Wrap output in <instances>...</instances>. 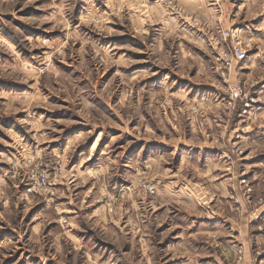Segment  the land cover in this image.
Segmentation results:
<instances>
[{"label": "rangeland", "instance_id": "rangeland-1", "mask_svg": "<svg viewBox=\"0 0 264 264\" xmlns=\"http://www.w3.org/2000/svg\"><path fill=\"white\" fill-rule=\"evenodd\" d=\"M260 162L264 0H0V264H264ZM36 163L52 198L25 192ZM218 164L254 216L247 235L211 218L225 200L202 177ZM177 181L203 219L179 214ZM105 201L125 214L105 218Z\"/></svg>", "mask_w": 264, "mask_h": 264}, {"label": "crops", "instance_id": "crops-1", "mask_svg": "<svg viewBox=\"0 0 264 264\" xmlns=\"http://www.w3.org/2000/svg\"><path fill=\"white\" fill-rule=\"evenodd\" d=\"M213 106H215V105H213ZM213 122H214L213 125H215V126H223L224 127V129H223L224 131L221 134L222 138H223V136L227 135V127L226 126H227L228 122L221 124L222 119L218 118V121H217L216 117L213 120ZM229 131H234V128H229ZM209 134L212 136L211 133H209ZM71 137H73V135ZM221 144H224V143H221ZM208 149L215 151L214 153H218L219 151H221V149L223 150L222 146H213V144L211 142H208ZM179 162L181 163L182 159H180ZM180 163H179V167H180ZM260 163L264 165V162H260ZM199 170L202 171L203 169H201V167H200ZM207 171H208V173L203 174V177H202V181L204 184L203 188L205 190L206 189L211 190L209 192L210 199L214 200L215 202H217V201L221 202V199L225 200L224 201V203H225L224 211L219 212L216 216H212L211 218H214L216 220H220L221 222H223L225 224H229L232 227H233V225L236 224V227L238 228L237 234H239V235L240 234L241 235L246 234L247 235V233H246L247 231H245L244 228H246V224H247L248 228L254 227V225H253L254 224L253 223L254 222L253 221L254 216H250L248 206L243 199L242 187H240V186L238 187L237 183L233 180V177L229 176V174L224 172V170L222 168V164H218L217 167L213 166V169H208ZM204 177L206 179H203ZM182 181H184V180L182 179ZM177 186H178L177 190H176L177 191V195H176L177 201H179V203L181 204V207L178 208L179 214H191L194 219H197V218H199V220L203 219L204 217H202L200 215H204V213H202V211H201L200 203H199L198 199L196 198V195L194 193H191L190 188H188V189L186 188V184L183 185V184L179 183V181H177ZM208 186H211L212 188H210ZM131 188H133V184L129 185V190H131ZM163 190L166 191L165 189H163ZM216 192L221 193V194L216 195ZM166 193H167V195L169 194L168 192H166ZM127 196L128 197L125 199V201L128 202V205H129L128 206V208L130 209L129 214H132L133 211H131V210H132V207H134V200L131 197V194H128ZM109 197H111V196H109ZM233 198L237 199L236 203L232 200ZM155 199L156 200H155L154 204L152 201H151L152 204L151 205L149 204L150 205L149 207L151 209V213H153L157 208L158 209H159V207L165 208L167 205L166 204V198L162 197V195L160 193V189L157 191V196L155 197ZM118 201H119V199L117 200V203H118ZM124 202H122V203H124ZM233 203L239 204V206H237V210L239 211V214L234 215ZM89 205H92V204L88 203L87 206H89ZM103 205H104L103 206L104 209H106L105 213H103L105 218L110 219V217H112L113 214H117V215L125 214L124 211H122V208H120V205L119 206H110V204H108L106 201H105V204H103ZM257 211H259V214H257V215H259V220L257 222H259V224L264 225V207L257 209ZM253 213H255V212H252L251 214H253ZM72 217L74 219V216H72ZM244 221H245V224H244ZM250 226H252V227H250ZM257 231L259 232L261 230H257ZM231 234H233V232L230 233V236H231ZM261 237H263V235H261L259 233L255 234V239L258 238V240H259ZM246 240L247 239H244V241H242L241 243L244 247L247 248L248 244L244 245Z\"/></svg>", "mask_w": 264, "mask_h": 264}, {"label": "built area", "instance_id": "built-area-1", "mask_svg": "<svg viewBox=\"0 0 264 264\" xmlns=\"http://www.w3.org/2000/svg\"><path fill=\"white\" fill-rule=\"evenodd\" d=\"M232 35V34H231ZM235 62H242L246 58V51L238 46L233 47L232 57ZM232 60H224L222 63L224 65V70H222V76H225L226 71L231 65ZM241 91L237 87H232L230 89V98L227 100V105L229 108L234 109L235 100L232 99L235 96H240ZM242 105L239 108V116L245 114L254 104V99L252 97H247L245 94L242 98ZM237 150H234L233 153H236ZM233 156V154H232ZM231 153L225 154L226 160H232ZM231 167L226 168L230 172ZM48 169H40L38 163L33 164L32 168L27 172L23 186L25 187V192L27 194L40 195L45 194L49 198L55 194V182L50 183L48 178ZM55 181V180H54ZM144 190L150 195L155 194V187L152 184L144 186ZM263 200H260L262 202Z\"/></svg>", "mask_w": 264, "mask_h": 264}]
</instances>
